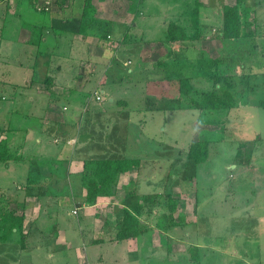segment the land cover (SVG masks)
I'll return each instance as SVG.
<instances>
[{
  "label": "rangeland",
  "instance_id": "1",
  "mask_svg": "<svg viewBox=\"0 0 264 264\" xmlns=\"http://www.w3.org/2000/svg\"><path fill=\"white\" fill-rule=\"evenodd\" d=\"M194 1L144 0L139 5L142 8L145 6L149 25L133 33L145 35L141 36V41L149 38L146 42L150 45L141 42L143 45H139L137 55H132L126 46L121 50L118 44L107 47L111 55L104 57L103 62L98 55L100 60L96 63V70L93 62L86 65L88 71L96 72L93 77L91 75L85 84L76 82L70 89L71 93L52 98L54 112L72 120L69 129L79 143L72 146L74 142H70V151L58 154L52 152L54 146L63 147L66 140L55 142L53 136L51 147H44L51 157L47 160L45 153L39 154L44 150L39 146L41 143L29 144L34 131L28 129L43 112L40 102L43 94L13 86L9 81H23L28 73L27 65L35 60L30 55L31 46L18 38L32 37L31 25L42 27L39 23L44 22L45 26L51 27L50 12H38L35 7L59 9L67 0H24L21 4L18 0H0V33L5 26L0 34V127L10 123L13 127L25 129L23 135L25 139L28 133L27 149L31 156L37 158V163L31 164L33 168L48 170L51 167L61 172L67 166L68 153L77 159L84 156L141 157L147 176L141 179V190H155L152 194L171 193L178 200L174 220L181 221L182 212L185 219L195 220L193 223H186L185 220L183 225L172 224L168 217L170 200L165 194L157 201L159 213L156 219L163 226L161 246L158 241V246H153L152 238H158L156 233L161 229H157L156 221L152 220L150 223L154 225H147L148 230L132 242L125 240L117 245L106 242L88 246L90 264H105L106 261L100 258L103 256L108 260L106 250L126 264H264V107L246 102L223 112L192 108L182 98L180 101L177 80L180 74L196 76L192 78L195 85L202 89L211 88L212 82L206 75L211 74L215 63L208 58L221 59L220 72L225 75L264 72V0H246L247 5L253 6L247 26L254 36L245 42L238 41L240 44L226 43L225 46L219 37L223 6L226 3L235 4L236 0H207L214 9L203 11L202 16L203 9L200 11V16L207 19L203 28L204 41L173 46L178 47L172 56H176L179 63L177 67L165 69L157 60L161 54L167 53L162 48V42L151 43L164 37L159 29L163 21L161 16L165 12L171 15L182 13L176 18L182 21L188 4L192 7ZM210 24L214 25L212 30ZM40 27L38 30H41ZM107 35L102 33V37L107 38ZM50 42L55 44L53 34ZM18 57L26 60L24 69L16 64ZM129 58L132 62L127 61ZM129 67L139 69L130 74ZM23 72L25 75H21ZM100 76H105L107 80L98 85ZM237 87L252 101L264 98L262 88L253 92L252 89H244L243 85ZM111 97L129 101L130 106L118 109L119 103L111 102ZM147 103L152 109L145 105ZM137 105L139 108L136 109ZM211 120L216 123H208ZM198 136L209 138L212 143L209 159L196 164L187 158V150ZM15 138L17 143L23 141V136ZM3 163L0 161V184L26 176L20 171L26 172L27 168L16 166L15 170H6ZM34 172L33 176H37ZM79 174L71 175V183L67 174L53 173L50 176L53 182L59 181L55 180L58 178L61 181L59 185H48L47 192L55 199L49 206L52 216L43 220V227L40 226L44 232L36 230L33 236H29L30 245L27 248H22L16 241H0V264H78L76 242L79 241L82 247L92 231L84 221L89 210L82 207L80 196L73 197V192H80L72 187L76 186ZM194 175L199 181L196 190L193 187L197 178L191 179ZM14 188L8 194L20 199ZM1 191L7 194V190ZM15 206L18 205L11 204V207ZM74 209L78 212L74 213ZM57 225L55 231L65 228V236L75 240L72 249L54 250L56 240L47 235ZM176 237H180V246L174 245Z\"/></svg>",
  "mask_w": 264,
  "mask_h": 264
},
{
  "label": "crops",
  "instance_id": "2",
  "mask_svg": "<svg viewBox=\"0 0 264 264\" xmlns=\"http://www.w3.org/2000/svg\"><path fill=\"white\" fill-rule=\"evenodd\" d=\"M199 1L202 2L201 10L203 9L201 11V16L202 13H204L203 11H210L214 9L209 1ZM84 2L85 0H67L68 4H62V7H59V9L54 7L47 9V12H50L51 14V27L45 26L44 22L39 23L42 25V27L39 26L41 30H38L39 27L31 25V35L33 36L28 37V39L24 38V36L23 39H21L22 36L18 38V40H21V42L24 44L31 46L30 55L31 58L34 57L35 60L30 65H27L28 73L26 75L24 72L21 73V75L26 76L23 81H17L18 83L14 82L15 84L9 81V83H11L13 86L29 88L33 92L43 94V97L40 99L43 112L39 114V123L38 121H32L31 127L28 128L34 131L30 137L31 142L29 144L32 145L34 142V144L38 145L41 143L39 146L44 149V147H51L53 136L55 137V142L66 140V145L64 144L65 146H54V150L52 152L58 154L64 150L70 151L71 147L78 145L79 141L78 138L71 135L73 131L71 132L69 128L72 126V120L65 119L63 115L58 116V113L56 111L54 112V104L51 102L52 98H58L69 94V92L71 93L70 89L76 85V82L80 85L85 84L86 80L91 78V75L93 77L96 72L94 71V73H91L88 71L86 65L90 62H93L92 66L94 67V70H96L98 67L96 63H99L98 60L102 59L101 62H103L105 61L104 57L111 55L109 48L107 47L118 44L121 45L122 48L119 49L121 50L126 46L125 48H129V51L132 55H137V51H139L140 48L139 45H143L142 43L147 44L148 46L150 45V42H146V40L149 38L145 39L143 42L141 41V39H143L141 36L145 37V35L142 33L140 35H134L133 33V31H142L143 28H146L145 26L149 25L147 24L149 23V17L146 16V11L144 9L145 6L142 8V6L139 5L140 3H144V0H92V3L95 7V14L91 20L83 18ZM194 3H196V0ZM181 15L182 13L179 15H171L169 12H165L161 16L163 21L160 23L161 27H159V29H161L164 37L165 31L167 30V25H169L168 22L170 23V20L178 21L176 18H179ZM201 16V25L204 28L205 24L207 23V19L205 18L204 20ZM210 25L212 30V26L214 25ZM4 28L5 26H3L1 33L4 32ZM105 32L108 33L107 38L102 37V33ZM52 34L53 38H55V44L51 42L49 43V39ZM163 39H156V41L151 42L153 44H157L159 41L162 42V48H164L167 52L165 55H160V57L157 59L159 62L168 60L170 53L171 57L173 52L176 54L175 50L178 47H173L175 45L182 46L183 43L187 44L189 41H204V37L198 40H185L183 42L176 41L173 45L171 44L169 46L170 49H168V47L164 44ZM179 42H181L180 45L178 44ZM43 45H47V47ZM170 50H172V52H169ZM98 55H100V59L98 58ZM127 61L132 62V58H129ZM127 61H125V65ZM174 61H178L176 56ZM25 62L26 60H24L22 57H18L16 59V64L19 63L20 69H24ZM139 62H142L140 58ZM136 69L139 68L129 67L128 70L130 71V74H134ZM104 80H107L106 77L100 76L98 85L105 83L106 81ZM34 99L35 98H33V100ZM110 100L111 102L117 101V103H119L118 107L120 108L118 109H122V107L127 108L130 106L129 101H122L121 99H116L115 97H111ZM163 104L166 103L163 102ZM145 105H147L149 109H152L151 105L148 103ZM137 108H139L138 105L136 106V109ZM64 109H66V106H64ZM110 128L111 126L109 129ZM24 130L25 129L20 126L13 127L10 123H4L3 126L0 127V141L4 139L7 140L9 144V152L14 155V158L9 160V162L5 164L3 163V168L6 170H15L18 167L24 169L27 168L26 172H23L22 170L20 171V173H25L26 176H21V178L12 180L8 182V184H0V192L3 189L7 190V192H10L15 187L14 190H16L18 196L21 197L19 199V203L20 205H24L26 207L24 229L27 233L28 239L29 236H33L36 230L42 231L43 229L41 227H43L44 224L43 220H45L48 216H52L49 211V206L55 197L50 192H47L48 185H59L61 179H55L59 181L53 182L52 180L54 179H52L50 176H52L53 173L67 174L69 183H71V175L77 176V174H81L84 169L85 159H88V157L84 156L77 159L68 153L66 158L68 161L67 166L65 167V170H61V172L51 169V167L48 170L41 169L39 167L33 168L34 166L31 164L37 163V158L35 156H31V153H29L27 149L28 144L26 143V134L28 133L25 134L24 139ZM57 130L59 133H57ZM7 133H10L11 135L8 136ZM19 136H23V141L17 143L15 137ZM70 142H74V145H72ZM42 153L47 155L45 159L50 160V153L48 154L45 149L39 154L41 155ZM133 158H140L141 165L134 167L130 171L124 172L120 175L117 185V193L115 196L100 197L96 204L89 205L85 201L86 189L82 186L80 174L78 175L79 180L75 182L76 186L74 187L71 185L73 189L80 191L79 194L73 192V197L77 198V196H80L82 198V207L89 210L88 216L84 221L92 230L90 238L84 241L85 243L82 245V247H80L79 241L76 242L75 258L78 264H90L88 246L102 245L106 244V242H111L112 244L117 245L119 242H121L116 241L114 237L116 235L119 222L122 218V199L124 195L131 189L133 183L141 197L145 194H150L155 191L149 190L148 188H146L144 191L141 190L143 186L141 179L142 177H147L145 176L146 170L144 169V164H142L141 157ZM34 170V174H36L38 177L33 176L32 173ZM195 177L197 178V176L194 175L193 180L196 179ZM160 183L164 184V181H160ZM198 183L199 181L197 178L195 186L193 187L195 190L199 188ZM56 189L57 188H55V190ZM199 202L200 201L198 200V203ZM12 203H16L18 205L15 206V209H17L19 213L22 212L21 207L17 202ZM199 204L201 205L202 203ZM158 208L159 207L156 206L152 214L149 215L148 213H144V215L141 217V219L147 225L150 224L153 226L154 224H151L150 222L152 220L156 221L155 225L157 226V229H161L159 233H156L158 238H152L153 246H158L156 241L160 243V246L162 245L161 235L163 226H161L162 224H160V221L156 219L157 213H159ZM183 216L185 215L182 212L181 217ZM108 220H111V224H107V226L106 223ZM185 220L186 223L195 222L194 219ZM39 223L41 225H38ZM58 226L59 225L55 226L54 229L49 232V235H47L50 238L56 240L54 242V250L72 249L71 247L73 246V243H75V240L65 236V228L55 231L58 229ZM164 226L166 225L164 224ZM171 238H173V236H171ZM59 239L60 241H58ZM179 239L180 237H176L174 245H181V241ZM132 241L134 240H126L127 243ZM29 245L30 244L28 243V246ZM130 250H133V248ZM136 251L138 253V250ZM105 254L107 257H109L108 260H105L103 256L100 258L101 261H106L105 264H126L124 261H119L115 255L111 256L109 250H106Z\"/></svg>",
  "mask_w": 264,
  "mask_h": 264
},
{
  "label": "trees",
  "instance_id": "3",
  "mask_svg": "<svg viewBox=\"0 0 264 264\" xmlns=\"http://www.w3.org/2000/svg\"><path fill=\"white\" fill-rule=\"evenodd\" d=\"M23 1L24 0H18V4H21ZM27 1L31 2L32 0ZM201 7L202 2L196 0V3H194L192 7L189 5L186 8L187 12L185 14V19L178 22L174 20L170 21L163 39L168 49H170L169 46L171 44L173 45L176 41L198 40L205 36L200 18ZM35 8L38 12H47L44 6ZM252 10L253 6L247 5L246 0H236L235 4H225L223 6L219 37L224 46L226 43H231V45L234 43L240 44L254 36L252 29H248L247 26ZM94 14L95 7L92 0H85L83 18L91 20ZM254 21L255 19L252 20V22ZM169 52H172V50ZM174 59L175 57H171L170 53L168 60L160 61V65L165 69L177 67L179 62H175ZM208 59L215 63L211 74L206 75L209 81L212 82V87L209 89H202L193 83L192 78L196 76L190 77L180 74V76L177 77L180 101L183 99V101L188 102L190 107L203 111L217 110L223 112L241 104H246V102L264 107V98L252 101L248 98V95L245 97V92L239 91L237 87L238 85H243L244 89H252L253 92L257 91L259 88L264 90V72L247 73L246 75H225L220 72L219 65L221 59ZM199 75L203 76L205 74L199 73ZM199 79L200 78H197V80ZM208 123L215 124L216 122L211 120L208 121ZM211 143V139L201 136L193 139L187 150V158L196 164L206 162L210 156ZM13 158L14 155L9 152L8 141L5 139L1 140L0 161L7 163ZM140 165L141 159L133 157L85 159L84 169L80 174V178L82 186L86 189V203L94 205L98 202L100 197L115 196L120 175ZM193 177L194 176H192L191 179H193ZM165 194L150 193L141 197L133 183L131 189L122 199V218L119 222L114 239L116 241L132 240L143 235L148 230V226L141 217L144 213H148L149 215L152 214L154 208L157 206V201L164 195L170 200L168 206L170 213L168 217L172 221V224H185V217H181V221L174 220V212L177 209L178 200L172 197L169 192ZM19 201V199L9 195L8 192L7 194H3L2 191L0 193V241H16L22 248H27L28 239L24 229L26 207L20 205ZM12 202H17L22 212L19 213L15 207H11ZM107 224H111V220H108L106 225Z\"/></svg>",
  "mask_w": 264,
  "mask_h": 264
},
{
  "label": "built area",
  "instance_id": "4",
  "mask_svg": "<svg viewBox=\"0 0 264 264\" xmlns=\"http://www.w3.org/2000/svg\"><path fill=\"white\" fill-rule=\"evenodd\" d=\"M97 98L100 99V95H97ZM74 213H77V209H74Z\"/></svg>",
  "mask_w": 264,
  "mask_h": 264
}]
</instances>
